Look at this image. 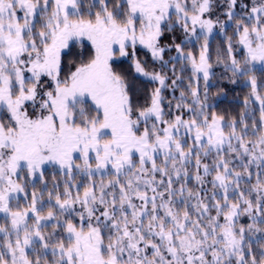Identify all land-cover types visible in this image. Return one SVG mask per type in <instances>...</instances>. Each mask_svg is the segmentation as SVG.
Wrapping results in <instances>:
<instances>
[{"label":"snow or ice","instance_id":"6c2138e0","mask_svg":"<svg viewBox=\"0 0 264 264\" xmlns=\"http://www.w3.org/2000/svg\"><path fill=\"white\" fill-rule=\"evenodd\" d=\"M177 29L184 38L163 43ZM214 29L226 42L215 63L251 88L230 121L206 103ZM122 59L157 85L143 104ZM257 65L264 0H0V264H264ZM20 194L27 205L13 207Z\"/></svg>","mask_w":264,"mask_h":264},{"label":"trees","instance_id":"16d2710c","mask_svg":"<svg viewBox=\"0 0 264 264\" xmlns=\"http://www.w3.org/2000/svg\"><path fill=\"white\" fill-rule=\"evenodd\" d=\"M244 3H250L251 0H243ZM218 4L223 3V0H217ZM237 11L239 12L240 9L238 8ZM213 19H216L217 17L221 22L226 21V17L223 15V9L221 8H215L212 13ZM223 33H220L218 30L214 29L213 37L210 38V50L209 55L213 62V73L214 75L209 81V88H208V100L206 103L210 105L208 108L209 112H215L220 115H223L225 117L226 121H230L232 118H238L240 113L244 110L243 100L245 97H248L251 88L246 83L247 77L236 78V83H231L229 80V77L231 76V73H226L222 66L217 65L215 63L216 57H217V51L223 50L226 46V42L224 39ZM226 35L233 37L235 41V29L234 26L229 22L226 26ZM184 38V33L181 32L179 29H177L174 33H166L163 43L170 44V43H179ZM186 51H192L194 54L198 56L199 52V44H189L186 49ZM147 50L140 49L139 55L142 60H147V68L148 70L152 71H161V68L159 66V63H154L150 57L146 54ZM234 53L237 56V59H241L245 54L246 50L242 49L241 46L235 45L234 47ZM177 53L173 49L172 51L168 52L165 56V59H169V57L176 56ZM119 70L125 71L129 74L130 79L133 81L137 88V99L138 102L143 104L146 102L147 94L151 91V89L157 85L153 83H149L146 81L145 78H138L136 74L134 73L131 64L128 60L122 59L121 61L117 62ZM179 70V69H178ZM164 71H167V69H164ZM171 75V73H169ZM190 75L189 72H185V82L187 83V77ZM255 75L257 77V83L258 88L261 90L262 93H264V72L260 70V66H256ZM201 89H202V95H203V81L201 80ZM165 97L168 100H172L173 103L176 101L172 99L171 90H167L164 92ZM177 97L179 96V92L177 91L175 94ZM252 108L255 110L253 115L257 118L258 122V104H253ZM185 116L187 113H184ZM251 118H249V124L251 125ZM248 138H254L252 135V129L249 128L248 131ZM210 159V158H209ZM207 162V161H206ZM77 163H81L79 159H77ZM76 177L77 183H86V178L82 175H80L76 170H74L73 173ZM53 176H55L56 180L60 183V191H63V182L66 179V177L63 175L62 172L58 170L57 167L53 166H47L45 167V179L48 181V189L52 190V179ZM98 178V177H97ZM206 179H211V177H208ZM255 181L253 180V183ZM190 186H194V181L191 182ZM43 188V185H40L37 182V190H41ZM32 190V184L30 181H28V191L30 192ZM47 198V193L44 195V199ZM26 203H23L20 205V207H24ZM47 204H48V198H47ZM4 221V218H2ZM241 223H246V218H242Z\"/></svg>","mask_w":264,"mask_h":264},{"label":"rangeland","instance_id":"374dc122","mask_svg":"<svg viewBox=\"0 0 264 264\" xmlns=\"http://www.w3.org/2000/svg\"><path fill=\"white\" fill-rule=\"evenodd\" d=\"M93 163H94V161H93ZM47 166H50V165H46L45 167H47ZM57 168H58V167H57ZM30 182H31V181H30ZM28 199H30V197H29ZM23 203H26V204H25V206H26V205H27V200L23 197V194H20L18 200H13V201H12V206L15 207L17 204L21 205V204H23ZM44 204L47 205V198L44 199ZM25 206H24V207H25ZM2 218H4V217H3V214L0 213V223H3V222H4V221L2 220ZM30 222H31V221H30ZM0 235H2V234H0Z\"/></svg>","mask_w":264,"mask_h":264}]
</instances>
